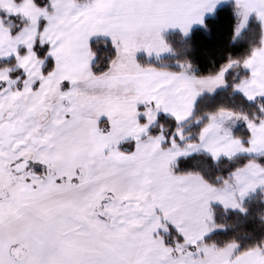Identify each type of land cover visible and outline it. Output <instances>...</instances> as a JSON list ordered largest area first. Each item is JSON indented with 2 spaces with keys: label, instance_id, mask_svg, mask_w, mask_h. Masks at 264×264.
I'll use <instances>...</instances> for the list:
<instances>
[{
  "label": "snow or ice",
  "instance_id": "6c2138e0",
  "mask_svg": "<svg viewBox=\"0 0 264 264\" xmlns=\"http://www.w3.org/2000/svg\"><path fill=\"white\" fill-rule=\"evenodd\" d=\"M0 264H264V0H0Z\"/></svg>",
  "mask_w": 264,
  "mask_h": 264
},
{
  "label": "trees",
  "instance_id": "16d2710c",
  "mask_svg": "<svg viewBox=\"0 0 264 264\" xmlns=\"http://www.w3.org/2000/svg\"><path fill=\"white\" fill-rule=\"evenodd\" d=\"M207 24L211 30L209 33L197 29L191 38L197 49V52L194 53V58L198 62L203 61L206 55L215 56L216 51L214 47L227 42L230 35V14L227 10L222 11L216 18H209ZM204 49H208L207 54L203 52Z\"/></svg>",
  "mask_w": 264,
  "mask_h": 264
}]
</instances>
